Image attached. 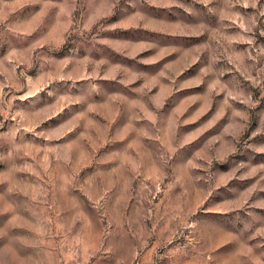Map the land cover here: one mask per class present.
Returning a JSON list of instances; mask_svg holds the SVG:
<instances>
[{"label": "rangeland", "instance_id": "rangeland-1", "mask_svg": "<svg viewBox=\"0 0 264 264\" xmlns=\"http://www.w3.org/2000/svg\"><path fill=\"white\" fill-rule=\"evenodd\" d=\"M261 5L264 0H0V264H264L259 221L240 233H217L209 224L199 232L176 227L174 206L199 195L176 179L175 156L160 166L166 158L160 140L141 136L163 115L185 139L195 137L184 145L195 154L194 145L203 149L223 133L231 110L219 113L227 104L248 115L233 155L252 152L244 162L264 164V151L256 150L264 147V131L257 132L264 109ZM94 16L91 29L80 31ZM202 24L214 38L199 31ZM97 35L109 41L101 47L112 53L111 90L91 96L63 90L65 80L91 72L89 62L99 60L90 55ZM210 39L221 57L217 79L203 74L212 59ZM69 50L74 55H65ZM121 69L143 75L124 85ZM145 91L151 105L141 99ZM33 96L51 99L39 111L23 109ZM157 102L162 107L154 111ZM221 167L227 172L232 165ZM122 193L130 196L117 204ZM208 212L232 226L231 212L214 206ZM134 216L144 235L126 219Z\"/></svg>", "mask_w": 264, "mask_h": 264}, {"label": "clouds", "instance_id": "clouds-1", "mask_svg": "<svg viewBox=\"0 0 264 264\" xmlns=\"http://www.w3.org/2000/svg\"><path fill=\"white\" fill-rule=\"evenodd\" d=\"M132 2L138 3V0H132ZM256 2L259 3V0H256ZM259 12L260 14H264V5H261ZM95 19H98V16H94L93 19L83 23L82 28H79V30L91 29V25ZM201 19L207 18L201 17ZM77 23L79 24L80 22ZM23 30L20 26H17V31ZM100 31H104L103 26H101ZM199 31H207L211 34L212 38L215 37L213 30L205 24L200 26ZM92 39L96 43L90 50V55L99 57V60H91L89 62L92 68L91 72H87L83 76L73 77L71 83L65 80L63 90H78L85 96L111 90L108 88L106 82L116 79L115 74L110 71L112 53L107 48L101 47L108 44L109 41L99 35L93 36ZM205 47L212 52V59L207 62L208 66L205 68L203 74L212 79H217L223 75V72L215 67V61L221 57L215 53L211 39ZM117 51H122L124 55H129L124 49H117ZM65 55H74V52L69 50L65 52ZM102 71L107 73L106 77L101 76ZM119 75L121 77L120 83L127 85L143 74H137L130 69H121ZM77 80H79V83H76ZM224 90L227 92L226 88ZM53 91H57L55 86L53 87ZM125 91H127L126 88ZM49 99H51L50 96ZM141 99L149 105L153 103V98L147 95V91L144 92ZM48 100L43 99L41 96H33L32 99H26L21 107L27 110L39 111ZM249 106L254 107L255 102H250ZM160 107H162V103L157 102L154 111ZM228 109L231 111L223 133L205 145L203 149L199 145H194L193 148L197 149L195 154L191 149L184 148V145L195 137L191 136L185 139L183 134L175 131V128L170 125L169 119L163 115L153 119L152 123L147 126V132L142 131L141 136L151 133L156 139L160 140L161 151H163L166 157L159 161L160 166H168V161L172 160L173 156H175L176 159L173 160V164L176 167L173 171L177 174L176 179L185 184L186 193L196 191L199 195V198L195 201L190 196H185L179 204L174 206L171 219L175 221L178 229L186 228L193 232H199L200 228L205 224H209L214 227L217 233L223 228H230L233 232L240 233L242 229L251 228L256 221H259L258 234H264V212L258 211L264 210V183H262L264 182V164L257 166L246 164L244 159L251 157L253 155L252 152L246 151L241 157L233 155L240 151V145L248 127V115L246 112L231 108L227 104L219 115H224V111ZM258 112L261 126L257 129V132H260L264 131V109L258 110ZM133 119H142V117L134 116ZM257 132H253L252 135L255 136ZM217 141H219L218 144ZM243 145L247 149L254 147V145L248 144L246 141H243ZM256 150L264 151V147ZM230 156L232 157L231 160L229 159ZM190 160H195L196 163L192 164L189 162ZM237 160L240 162L237 163ZM228 165H232V167L229 171L224 172L221 166ZM194 167L202 169V173L193 174L191 169ZM252 176H258L255 183H252L250 186L242 183V181ZM229 181H232V183H229ZM130 187V183H126V188ZM106 191L104 190L98 194L100 200L104 199ZM113 195L115 196L116 194L113 193ZM129 196L130 194L122 193L121 197L117 200V204H120L123 199ZM203 201H207V204L201 207ZM209 206L217 207L218 210L231 212L232 226L229 227L218 223L214 219V216L209 215L211 214L208 212ZM122 215L123 213H120V216ZM126 219L141 225V229L135 234H145L140 216L128 217ZM116 222L121 223V220L116 219ZM147 234L151 235L152 233L149 232ZM229 238L235 239L236 237ZM204 264H207L206 260Z\"/></svg>", "mask_w": 264, "mask_h": 264}]
</instances>
